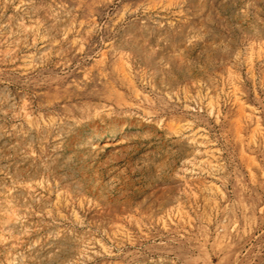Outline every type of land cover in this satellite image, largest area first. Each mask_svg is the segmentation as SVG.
I'll list each match as a JSON object with an SVG mask.
<instances>
[{
	"label": "rangeland",
	"instance_id": "1",
	"mask_svg": "<svg viewBox=\"0 0 264 264\" xmlns=\"http://www.w3.org/2000/svg\"><path fill=\"white\" fill-rule=\"evenodd\" d=\"M0 264H264V0H0Z\"/></svg>",
	"mask_w": 264,
	"mask_h": 264
},
{
	"label": "bare ground",
	"instance_id": "2",
	"mask_svg": "<svg viewBox=\"0 0 264 264\" xmlns=\"http://www.w3.org/2000/svg\"><path fill=\"white\" fill-rule=\"evenodd\" d=\"M92 115L93 114H91V111H89V110H84V109H80L79 110V116L81 117V120H82V122L84 124H87L89 122L92 123L94 121V119L92 118L93 117ZM109 136L111 138L116 137L117 136V133H113V134H111Z\"/></svg>",
	"mask_w": 264,
	"mask_h": 264
}]
</instances>
